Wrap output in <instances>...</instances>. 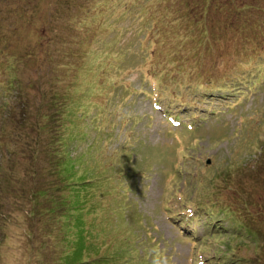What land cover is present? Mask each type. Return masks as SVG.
<instances>
[{
  "label": "rangeland",
  "instance_id": "obj_1",
  "mask_svg": "<svg viewBox=\"0 0 264 264\" xmlns=\"http://www.w3.org/2000/svg\"><path fill=\"white\" fill-rule=\"evenodd\" d=\"M61 1L0 0V264H264V0Z\"/></svg>",
  "mask_w": 264,
  "mask_h": 264
},
{
  "label": "trees",
  "instance_id": "obj_2",
  "mask_svg": "<svg viewBox=\"0 0 264 264\" xmlns=\"http://www.w3.org/2000/svg\"><path fill=\"white\" fill-rule=\"evenodd\" d=\"M81 1V0H80ZM102 0H97L96 1V3H94L95 5H97V6H99V4H100V2H101ZM111 1V0H110ZM230 1H232V0H230ZM234 1H237L238 3L239 2H243V0H234ZM64 2V0H62L61 1V5H62V3ZM75 2V1H74ZM86 2H88V0H86ZM89 3H91V2H89ZM69 5H71V3H69L68 4V8L67 9H65V11H71L72 9H74V8H76L77 10H78V12H79V8L81 7V8H85V6H83V5H78V4H74V6L75 7H72V6H70L69 7ZM67 7V6H66ZM240 7V6H239ZM24 15H25V13H24ZM239 21H241V20H239ZM239 21H236V23H235V25H232V24H230V23H226V26H227V28L229 29V30H235V28H234V26H238L239 24H240V22ZM209 26H211V25H209V24H207V29H208V27ZM217 26H218V24L215 26V24H212V28H211V31L212 30H216V28H217ZM202 28V26H200V29ZM240 28H241V30L243 31V32H239L238 31V33H237V31H236V33H235V36L236 35H238L239 36V38H243V37H245V36H248L249 35V33L248 32H245V29L242 27V25H240ZM256 30H252L251 31V33L252 32H255ZM201 32H203V31H201ZM208 31H204V33H206L205 35H204V37H203V39L204 38H208V35H209V33H207ZM257 32H258V30H257ZM227 34H230V35H232L233 34V31H229V33H227ZM149 35L151 36V29L149 30ZM237 37V36H236ZM202 39V40H203ZM189 41L190 40H192V39H188ZM187 40V42H189ZM197 42H200V44H201V40H198ZM228 47H230V46H228ZM207 50H210L209 48L207 49ZM210 54H217V55H223L221 52H218L217 51V48L215 49V50H210ZM229 56V55H228ZM57 139V138H56ZM243 166V165H242ZM244 168H245V171H246V168H247V165H245L244 166ZM247 172V171H246ZM247 174L249 175V173L247 172ZM236 184H238L239 186H240V189L243 191V193H244V191H245V189H246V183H242V181L241 180H237L236 181ZM243 184V185H242ZM99 187V186H98ZM100 189V188H99ZM88 203H90V200H88L87 201V203L86 204H88ZM257 210L258 211H260L261 210V207H260V205L257 207ZM126 252V251H125Z\"/></svg>",
  "mask_w": 264,
  "mask_h": 264
}]
</instances>
